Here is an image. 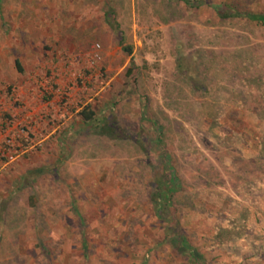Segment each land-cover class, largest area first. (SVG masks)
<instances>
[{"label":"rangeland","instance_id":"obj_1","mask_svg":"<svg viewBox=\"0 0 264 264\" xmlns=\"http://www.w3.org/2000/svg\"><path fill=\"white\" fill-rule=\"evenodd\" d=\"M231 2L264 13L0 0V264H193L161 243L176 222L207 264H264V24Z\"/></svg>","mask_w":264,"mask_h":264},{"label":"trees","instance_id":"obj_2","mask_svg":"<svg viewBox=\"0 0 264 264\" xmlns=\"http://www.w3.org/2000/svg\"><path fill=\"white\" fill-rule=\"evenodd\" d=\"M177 1H180L181 3L187 6L190 4V0H177ZM214 10L218 18H220L221 20L242 17L250 22H255L257 24H264L263 12H253V11L244 12L242 10H239L236 5H233L232 2L218 3L214 5ZM125 52L127 54H130L131 50L129 48H126ZM15 65L17 70L21 72L20 63L18 60L15 61ZM79 116L84 123H93L94 121H96L95 112L90 110L88 106L79 113ZM175 179H176L175 172L171 168V165H169L168 162H165L162 169L155 172L151 176V180L149 184H147L152 190L151 206L154 209L155 216L161 222L169 223L170 221H173L172 218H170V216H166V218H164L165 206L163 205H164V199L167 200V202H169L170 200L168 190L174 187L173 183ZM165 195H167V197H165ZM163 231L165 232V237L161 243H166L169 246V248H171L175 256L177 257L186 256L188 257V260L193 264H207L202 252L199 249L187 243L186 238L182 233V231L180 230L177 222L173 227H170L169 225L164 227ZM42 252L45 254V256L49 254V252L45 249L44 250L42 249Z\"/></svg>","mask_w":264,"mask_h":264},{"label":"built area","instance_id":"obj_3","mask_svg":"<svg viewBox=\"0 0 264 264\" xmlns=\"http://www.w3.org/2000/svg\"><path fill=\"white\" fill-rule=\"evenodd\" d=\"M12 144L10 141H8L7 148L5 150H9L11 148Z\"/></svg>","mask_w":264,"mask_h":264}]
</instances>
